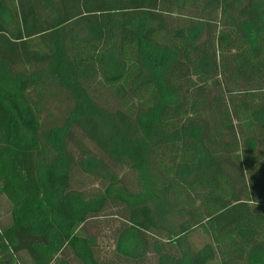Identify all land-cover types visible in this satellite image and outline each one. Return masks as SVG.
I'll list each match as a JSON object with an SVG mask.
<instances>
[{
	"label": "trees",
	"instance_id": "1",
	"mask_svg": "<svg viewBox=\"0 0 264 264\" xmlns=\"http://www.w3.org/2000/svg\"><path fill=\"white\" fill-rule=\"evenodd\" d=\"M0 195V264H264V0H0Z\"/></svg>",
	"mask_w": 264,
	"mask_h": 264
},
{
	"label": "rangeland",
	"instance_id": "2",
	"mask_svg": "<svg viewBox=\"0 0 264 264\" xmlns=\"http://www.w3.org/2000/svg\"><path fill=\"white\" fill-rule=\"evenodd\" d=\"M166 221L176 225V223L180 221V218L179 215H172L170 217H167ZM9 223H10V205L5 199V197L3 195H0V228L9 225ZM174 231L176 232V228L174 229ZM201 240L202 239L199 238V234H192L189 237V244L192 246H198L201 243ZM18 260L21 264H31L30 258L26 253H20L18 256ZM207 264H218V262L213 261Z\"/></svg>",
	"mask_w": 264,
	"mask_h": 264
}]
</instances>
